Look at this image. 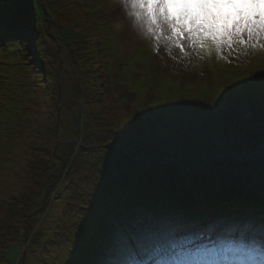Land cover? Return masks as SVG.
<instances>
[{
	"label": "trees",
	"instance_id": "trees-1",
	"mask_svg": "<svg viewBox=\"0 0 264 264\" xmlns=\"http://www.w3.org/2000/svg\"><path fill=\"white\" fill-rule=\"evenodd\" d=\"M34 2L46 7L47 19L37 16ZM4 4V10H0V41L4 44L0 47V264H9L7 250L24 244L38 227L45 215L43 200L56 189L64 197V210L58 215L57 209L46 214L43 228L40 226L31 239L20 264H86V253L92 250L100 254L111 248L123 225L133 227L137 223L136 199L150 204L163 191L164 205H178L181 195L189 199L190 193L184 186L164 191L162 181L175 175V167L141 163L156 143V132L149 121L141 124L134 120L136 108L119 102L116 88L122 81L115 83L118 78L107 75L104 37L119 29H112L113 11L104 1L0 0V5ZM48 21L53 38L46 33ZM63 33L70 35V41L61 43L58 56L54 47ZM59 58L64 62L60 91ZM234 73V66L226 64L225 80L230 82ZM203 94L219 99L210 89H203ZM245 97L254 112H262L258 92ZM235 100L231 98L216 108L206 102L200 115L214 108L219 124L234 134L242 123ZM3 104L10 105L11 112H5ZM164 104L173 105L166 99ZM194 105H173L169 125H181L187 110L196 114ZM253 111L256 123L258 116ZM127 123L126 129L134 135L113 148L114 132ZM125 149H130L126 151L130 158L125 156ZM104 157L108 158L112 177L121 181L118 194L106 183L97 191ZM102 213L110 217L107 223L98 218ZM220 213L215 211L214 216ZM88 220L98 222L99 226L90 223L98 227L99 239L86 243L89 251L82 254L75 243L83 242L82 227Z\"/></svg>",
	"mask_w": 264,
	"mask_h": 264
},
{
	"label": "snow or ice",
	"instance_id": "snow-or-ice-1",
	"mask_svg": "<svg viewBox=\"0 0 264 264\" xmlns=\"http://www.w3.org/2000/svg\"><path fill=\"white\" fill-rule=\"evenodd\" d=\"M123 5L136 27L154 41L156 52H159L162 40L169 52L175 48L185 53L187 44L209 56L215 52L218 58H225L226 50L244 55L249 50H264V0H123ZM257 77L264 78V72L224 87L223 95L218 92L219 99L213 98L215 105L256 92L264 102V79L257 80ZM213 110L207 109L209 112ZM128 124L118 126L114 132L113 148L134 135L126 129ZM190 246H194V241L146 236L127 252L131 259H120L115 264H225L205 252L190 254L181 251L172 259H143L150 250L168 252ZM251 264H264V255Z\"/></svg>",
	"mask_w": 264,
	"mask_h": 264
},
{
	"label": "rangeland",
	"instance_id": "rangeland-1",
	"mask_svg": "<svg viewBox=\"0 0 264 264\" xmlns=\"http://www.w3.org/2000/svg\"><path fill=\"white\" fill-rule=\"evenodd\" d=\"M108 6V9L113 11L114 18H111L112 22L114 24V28L119 29L115 35L118 37L117 41L120 49V60L118 59V54L116 55V60L117 62H114V69L115 71H118L121 68L122 62L131 59L132 56L135 54L136 57L139 58L140 60V75H149L152 79V81L148 82H138L136 84H133L135 86H144V85H149L151 83L159 82V83H165L167 85V88L171 89L175 85L179 83V81L174 80V79H166V80H161L163 77L168 75L165 70H174L176 72V75L178 78H183L185 82L192 84L195 83L197 84L196 86H209L213 82H218V76L217 73L219 70L224 68V63H217L214 65H219V66H211L210 62H203L198 66L193 65L194 63V56L191 55H185L183 56L181 53L179 55H174L172 53V56H167V59L171 60H176L180 62V60L184 63L180 64L178 63V66H174L173 64L170 65L169 63H165L161 61V59H157V56L164 55L168 50V46L165 44V42L162 41L160 42V50L159 52H155L154 54L156 55L153 57V60H156L155 62L152 60L151 57L143 56L145 53L141 50H134V48L138 47L140 40H142V43L146 40H152L149 39L145 36V34L139 30L135 23L133 18L128 14V10L125 9L123 5V0H106V7ZM107 9V8H106ZM108 11V10H106ZM112 15V12H111ZM120 36V37H119ZM70 41V35L69 34H61L60 35V43L62 44H67ZM144 49V48H143ZM145 50V49H144ZM172 52H177L178 50L175 48H172ZM146 52V50H145ZM118 53V52H116ZM176 53V54H177ZM176 56H178L177 59ZM181 56V57H180ZM126 59V60H124ZM158 66H157V64ZM160 64L164 65L161 66ZM213 67V68H212ZM116 72H114L115 74ZM171 76H174L170 74ZM130 78H133V73L129 74ZM175 77V76H174ZM176 78V77H175ZM121 83L120 79H117L115 83ZM201 82V83H200ZM193 85V84H192ZM187 114H190L187 112ZM209 123V118L203 123V126L201 128V133H209L208 127L206 126ZM198 130L197 126L196 129L193 131V135L196 136L198 135ZM235 139L237 138V135L234 136ZM257 135H254L252 137L248 136L246 139V144L248 145L249 142H251V139L255 140L254 143L257 142L256 138ZM249 138V139H248ZM264 162V154L262 153L256 161L251 162L250 164L255 168L256 164H259L263 166ZM261 171H264V166L261 168ZM263 178H260L258 180V185H259V192L264 195V180L262 181ZM62 199L64 198L62 196V193L60 194ZM65 199L67 201V197L65 196ZM56 205V204H55ZM58 205V204H57ZM64 210V206L61 204L57 207L56 213L57 215ZM143 231V230H141ZM143 233H146L145 236H150L151 232L144 231ZM143 236V235H142ZM143 236V238H145ZM142 238V239H143ZM142 241V240H141ZM121 248V247H120ZM20 248L17 245H14L10 247L7 252H6V259L10 264H16L19 254H20ZM115 262V261H114ZM113 261L110 264L114 263Z\"/></svg>",
	"mask_w": 264,
	"mask_h": 264
}]
</instances>
